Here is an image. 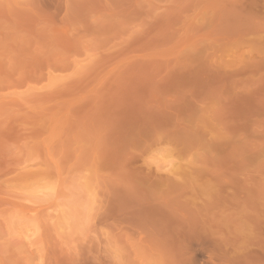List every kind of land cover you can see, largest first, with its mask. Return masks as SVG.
<instances>
[{"label": "rangeland", "instance_id": "1", "mask_svg": "<svg viewBox=\"0 0 264 264\" xmlns=\"http://www.w3.org/2000/svg\"><path fill=\"white\" fill-rule=\"evenodd\" d=\"M0 264H264V0H0Z\"/></svg>", "mask_w": 264, "mask_h": 264}]
</instances>
